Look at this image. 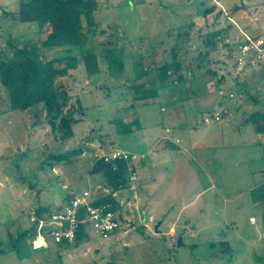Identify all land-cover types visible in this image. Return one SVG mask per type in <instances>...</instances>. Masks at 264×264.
Instances as JSON below:
<instances>
[{
    "label": "rangeland",
    "instance_id": "1",
    "mask_svg": "<svg viewBox=\"0 0 264 264\" xmlns=\"http://www.w3.org/2000/svg\"><path fill=\"white\" fill-rule=\"evenodd\" d=\"M98 3L95 46L101 72L92 80L79 72L60 79L74 94L71 110L78 121L72 138L62 139L52 129L42 105L12 110L9 89L0 81V264H264V135L246 122L252 113L264 112V64L250 62L239 69L230 58L246 35L264 36V0ZM18 9V0H0V60L13 55L8 41L39 45L47 36L37 23L4 15ZM218 29L216 49L201 55L204 43L198 35ZM108 48L122 57L120 71L107 64ZM62 54L58 48L45 52L59 59ZM174 55L181 59L184 81L153 83L154 63ZM190 88L197 123L193 134L181 128L177 134L179 149L187 152L178 149L171 165L158 166L149 158V170L140 171L136 192L152 196L128 205L134 192L125 189L119 197L124 210L115 211L120 228L106 238L87 227L73 244L50 241L33 249L29 208H55L71 189L81 192L89 184L93 197L97 184L106 187L89 172L90 155L69 161L58 156L87 147L88 141L145 151L143 135L149 128L171 127V112L179 106L174 98L187 99ZM146 89L150 98L144 104L140 95ZM211 112L222 117L204 122ZM174 120L192 122L191 116ZM179 236L183 246L177 245Z\"/></svg>",
    "mask_w": 264,
    "mask_h": 264
},
{
    "label": "trees",
    "instance_id": "2",
    "mask_svg": "<svg viewBox=\"0 0 264 264\" xmlns=\"http://www.w3.org/2000/svg\"><path fill=\"white\" fill-rule=\"evenodd\" d=\"M18 1V11H4V15L21 23H37L46 28L47 36L39 45L25 44L20 47L8 41L9 46L13 48V55L8 59L0 60V81L9 89L11 109H28L35 105H42L47 122L52 129L58 131L62 139L72 138L74 125L78 121L71 110L74 94L60 79L79 72L85 73L92 80L98 78L101 72V59L95 46L98 22L94 19V12L99 7L98 0ZM208 10L206 9V12ZM220 32L221 30L218 29L198 35L204 43L201 55L209 56V53L216 49ZM100 33H103L102 30ZM225 45L228 46V44ZM53 48L63 49L61 59L45 55L46 51ZM105 59L112 71L122 69V57L115 56L114 48L105 50ZM153 68L156 76L152 82L157 85L159 83L164 85L167 81L169 84L179 83L185 79L182 74L181 59L175 55L170 61L154 63ZM211 74L215 76V70ZM221 78L218 80L219 83L224 76ZM218 82L216 86L219 85ZM147 91L149 90L142 91L140 95L141 99H145L144 104H147L146 99L150 98ZM187 91L188 95L194 94L192 88ZM75 98L79 113L83 115L85 108L81 100L77 96ZM249 120L254 131L264 135V112L252 113L246 122ZM131 123L135 121L132 120ZM85 149V146L77 147L61 154L58 159L67 161L79 159L83 157L82 152ZM133 166L134 164L131 168ZM129 169L130 166L124 160L111 163L91 161L89 172L100 177L99 181L110 189L108 194L96 198L95 205H109V209L117 210L112 196L116 191L129 187ZM74 194L76 191L71 189L66 196V202ZM81 218L83 219V216ZM86 228L87 223L82 222L75 242L84 238Z\"/></svg>",
    "mask_w": 264,
    "mask_h": 264
},
{
    "label": "built area",
    "instance_id": "3",
    "mask_svg": "<svg viewBox=\"0 0 264 264\" xmlns=\"http://www.w3.org/2000/svg\"><path fill=\"white\" fill-rule=\"evenodd\" d=\"M230 58L239 69L250 62L264 64V36L246 35L244 41L231 51ZM221 117L219 112H211L203 116V121H218ZM88 155L91 156L92 161L97 160L104 163L126 161L130 166L128 180L131 188L135 187L138 180V174L131 166L146 157V153L130 151L121 147L106 150L92 141H88L86 149L82 152V156L87 157ZM95 200L92 184H89L88 188L76 192L69 201L60 206L50 210L29 208L28 217L35 233V237L32 239V248L48 247L50 241L73 244L82 222H86L87 227H92L104 238L118 230L120 219L116 212L109 209V205H95ZM250 220L254 221V218ZM171 231L173 230L171 229Z\"/></svg>",
    "mask_w": 264,
    "mask_h": 264
},
{
    "label": "crops",
    "instance_id": "4",
    "mask_svg": "<svg viewBox=\"0 0 264 264\" xmlns=\"http://www.w3.org/2000/svg\"><path fill=\"white\" fill-rule=\"evenodd\" d=\"M192 96L193 95H187V99H184L180 102L178 98H174L175 101H178L179 103H177L178 108H174V110L171 112V127L166 126L165 128H163L161 131H158L157 129H151L149 128V130L143 135V144H146V150L145 151H139L140 153H146V157L144 159H141L139 161H141V165L140 166H133V169L137 172L138 174V180L135 183V187L131 188L130 184L129 187L126 189H131L133 190V195L128 199V205H132L135 206L139 203L140 200L144 199V198H148L149 195L152 196V193H143L142 191L140 192H136V190H139V182H140V171L143 170L142 172H146L149 170V165L154 164L158 166L162 165L163 162L165 163H169L171 165V159L174 157L173 154L178 151L179 147H181L179 145L180 143V139L178 138L177 134H178V130L181 128V131L185 130L187 131L189 134H193L194 133V124H195V120L197 123V119H198V114L196 112V109L194 107V105L192 104ZM181 99V97H180ZM182 104L185 105V107H182ZM186 104H191L190 106ZM163 109V108H162ZM204 113V112H203ZM202 113V114H203ZM183 115V116H182ZM191 116L192 122H190V125H185L184 121L180 122V121H175L174 118L176 117H188ZM194 120V121H193ZM203 120V117H202ZM147 122V121H146ZM174 123H176V125H174ZM184 125V126H183ZM183 127H187L186 129H184ZM167 129H169V131H167ZM206 132V130H202L201 132V137H203ZM192 141L196 138H194L192 135ZM178 140V141H177ZM199 142V141H198ZM193 144H197L195 141L193 142ZM113 147H119V146H107V145H103V148L108 150L110 148ZM122 148V147H121ZM125 149V148H124ZM128 150V149H127ZM179 150H185L187 152L186 148H182ZM131 151V150H130ZM138 152V151H135ZM148 158V159H147ZM149 158L151 160V163H149ZM176 159L178 157H175ZM147 159V160H146ZM164 163V164H165ZM148 174V173H146ZM171 176V168L170 171L168 173ZM98 190L96 192V196H94L95 198H99L103 195H106L110 192L109 187H105V186H101L100 184H97ZM102 188V190H100L99 188ZM142 187V186H141ZM150 185H148L147 190H153V188ZM120 190V191H116L115 193H113V204L117 207V209H122L123 208V202L122 200H119V197L121 196L122 192L124 191ZM259 196H262L261 194H258ZM193 201L190 202V205L192 204ZM146 207V205L144 204V206H142L141 204H139V208H144ZM141 215V214H140ZM253 217H250V219ZM143 217L140 219V221H142ZM150 220H152V218H150ZM251 221V220H250ZM147 225V223H145V226ZM172 229V228H171ZM170 229V235H175L176 231L173 229V232H171ZM192 235V233H191Z\"/></svg>",
    "mask_w": 264,
    "mask_h": 264
},
{
    "label": "water",
    "instance_id": "5",
    "mask_svg": "<svg viewBox=\"0 0 264 264\" xmlns=\"http://www.w3.org/2000/svg\"><path fill=\"white\" fill-rule=\"evenodd\" d=\"M156 231H158V227H156ZM177 245H178V246H183V245H184V243H183V240H182V237H181V236H179V238H178Z\"/></svg>",
    "mask_w": 264,
    "mask_h": 264
}]
</instances>
